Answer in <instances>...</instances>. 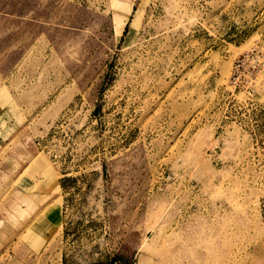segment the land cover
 Here are the masks:
<instances>
[{
  "label": "rangeland",
  "instance_id": "1",
  "mask_svg": "<svg viewBox=\"0 0 264 264\" xmlns=\"http://www.w3.org/2000/svg\"><path fill=\"white\" fill-rule=\"evenodd\" d=\"M0 264H264V0H0Z\"/></svg>",
  "mask_w": 264,
  "mask_h": 264
},
{
  "label": "built area",
  "instance_id": "2",
  "mask_svg": "<svg viewBox=\"0 0 264 264\" xmlns=\"http://www.w3.org/2000/svg\"><path fill=\"white\" fill-rule=\"evenodd\" d=\"M255 51V50H254ZM260 55L257 52H253V50H251L250 52L244 53L241 56H239L236 59L235 64L232 66V72H231V76L229 78V84L230 86L233 88L231 92L236 91L237 89H240V68L242 67V64H244L245 62H248V69L245 72L246 73V77L243 83L247 84L246 88L247 91V95L249 96L247 99L250 100V96L253 95V90L251 89V82L254 78V76L256 75V73L261 69L262 67V62L260 61ZM231 95H233V93H231ZM233 98H235V95H233Z\"/></svg>",
  "mask_w": 264,
  "mask_h": 264
}]
</instances>
